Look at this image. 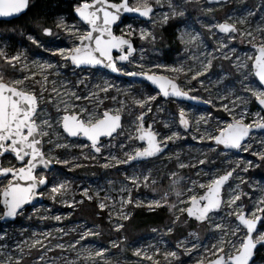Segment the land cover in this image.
Wrapping results in <instances>:
<instances>
[{
  "label": "rangeland",
  "instance_id": "obj_1",
  "mask_svg": "<svg viewBox=\"0 0 264 264\" xmlns=\"http://www.w3.org/2000/svg\"><path fill=\"white\" fill-rule=\"evenodd\" d=\"M129 2L135 4L136 0H129ZM180 2H182L187 15L185 20L187 28H185V25H181V30L191 32L192 35H200L201 41L186 46L180 39L181 30L174 29L176 49L169 50L166 53L161 51L159 49L161 38L158 33L160 29L166 26L160 24V20L162 19L161 14L170 12L171 10L167 7L168 0H162L163 7L156 5L155 0H150L155 12L152 20L140 22L133 19L125 22L132 23L136 26L137 34L131 39L134 40L137 49L143 46L144 50V60L140 61L141 52L138 51L135 54L134 63L126 65L127 69L139 71V69L135 68V63H144L145 65L160 63L168 65L169 67H182L183 70L181 72L152 68L149 74L154 72L158 75L167 76L176 81L186 91L195 86L199 91L190 94L200 95L205 99L211 98L216 100L218 89L225 95H228L229 90H240L241 95L251 97L250 93H244L242 91L239 81L243 80L242 73L247 74L248 80L244 82L251 83L253 87L261 88L252 74L251 65L253 60L248 59L249 56H255V50L252 43H250L252 37L248 36L247 32L252 31L256 35L255 43L257 45L264 40V37L257 31L258 28L264 29V0H230L225 3L212 5L207 4L205 0H180ZM209 9L212 10L209 11ZM249 9H251L255 15L247 17L248 22L244 25H240L238 23L239 18H241L242 15L246 16ZM62 16L69 19L71 23H77L75 19L65 14ZM229 17L232 19L229 20ZM57 18L58 16L55 18L54 25ZM222 21L235 23L239 31L233 34L231 38H227L223 34H220L217 29L213 28L212 32H216V36H212L209 31V26L221 23ZM170 23H175V21H170ZM139 27H145L147 30L153 31L156 35L155 43L150 42V40L142 42L139 39ZM123 28V24L120 28H116V34L120 35ZM41 32L40 29V34L43 35ZM60 35L62 39L56 41V44L66 43L70 46V42L63 39L64 33L61 32ZM48 40H50L49 37L40 38L41 42H46ZM220 40L229 42L230 47L236 49V53H229L233 56L231 62L220 57L218 52L214 53L217 58L213 60V68L209 73L211 79L209 80L206 76L197 78L198 80L204 81V86L202 87L197 80H191V76L195 73L196 69L201 66L197 57L202 58L203 52L217 48L219 46L218 41ZM5 48H7L6 42H2L0 52L7 55ZM225 51H227V49ZM18 53L21 54V59L19 61H12L10 66L15 67L20 76L11 80L7 78V80L5 79L3 82L10 83L16 79H24V77L27 76L29 79L25 80V85L28 86L29 90L34 91L38 97L42 85L35 83V81L43 82V88H45L46 91H44V98L40 101L36 120L37 124L49 133V135L42 137L43 149L45 153L51 156L67 158L71 161V164L67 166L56 165L53 162L54 167L51 170L61 181L66 179L67 182L70 183V189L67 193L60 195L46 192L42 197V203L26 208L23 214L16 218V221L0 224V228H7L15 236V239L10 241L11 247L13 249L17 247L23 249L22 264H44V261H49L51 264H153V261H156V264H204L216 258L211 254V246L220 243V230L216 229L215 224L209 221L196 223L190 220L185 212H180L179 210L180 208L189 206V204H182L179 201L188 200L191 195H203L207 187L201 188V184L207 185L212 178L223 175L226 170H230L238 163L251 160L259 164V160L251 155L250 152L225 151L221 146H216L214 141H209L207 139L203 141L192 139L193 135L199 137L200 133L205 129H208L213 135H217L219 133L217 127L223 128L226 126V123L232 120L228 112L221 109L219 104L216 108H212L209 105L206 107H199L180 102L169 103L167 100H163L159 97V103L154 105L153 112L149 113L147 117V122L152 124L161 134H166L170 131L164 127L165 123L172 125L173 129L183 133V130L178 127L177 116L179 107H184L188 112L186 118L190 121V134L185 133L184 135L186 138L178 140L176 143L169 142V147L155 158L133 163L131 165H118L110 169H104L100 167L101 164L106 162L102 157L98 158V160L84 159V154L88 153L89 149L81 150V148L75 147L74 145L87 142L80 138L70 139L67 137L62 131L61 125L57 123V120L64 114H71L73 112L78 113L80 107L86 106L89 111L95 110L100 113L107 108H112L114 110L113 114H115V109L120 108L121 105L113 102L111 99H106L101 104L95 97L91 96V92L95 91L91 85L90 89L86 91L83 86L76 89L67 82L69 80L75 82L81 76L88 75L93 85L96 83H103V79L106 78L109 82L115 83L121 89L119 92L111 90L110 95L117 96L120 100L127 101V105L124 106V110L120 113L122 116L123 128L118 130V134L114 135L115 139L102 141L104 144L110 142L112 145H115L113 148L103 149L104 156H108L109 152H111L121 159L125 158L124 152L130 151L133 146H144L137 140L128 139L129 135L135 136L137 134L135 125L138 123L137 121L134 123L135 116L129 114L128 108L132 107L133 111L137 114L140 111L138 107L131 105V97L136 96L138 98L141 92L147 91H152V93L155 94V91L148 85L147 88H145V83L138 84L134 88H129L128 84L125 83L128 80L116 79L111 75H106L100 70H87L85 72L77 70L74 74L71 67L60 69L62 73L60 76L53 74L54 70H46L48 79L45 81L40 71L32 66L34 60L37 56H40L55 62L59 60V57H51L50 53L43 52L41 49H39L37 54H30L25 48H19L14 54L7 56L10 58ZM25 57H27V59H25ZM237 57L239 59H237ZM241 62L248 67L238 68L237 65ZM26 64L28 67H25ZM189 68H191L192 71H189ZM221 77H223L222 80L220 79ZM61 81L67 85V88H71L72 91H77L81 96L88 95L90 98L88 100H75L70 97L66 87L62 86ZM189 81L191 82L189 83ZM53 82H56L55 85ZM125 91L129 93V96L126 97L124 95ZM103 96L104 93H99V97L103 98ZM49 101L52 102L49 103ZM65 101L69 102L67 112L65 111ZM237 103L240 104V107L237 108L236 111H241L245 107L249 112L260 110L255 103L254 97L250 98V102L247 105L239 101H237ZM73 105L76 107H73ZM58 107L60 109L59 112H57ZM156 107L162 110L156 112ZM209 113L214 117L211 122L206 124L201 121L197 124L200 115H207ZM85 116H87V113H85ZM49 117L52 127H48L42 123L43 118ZM153 117H155V120H153ZM174 119L177 120V124L175 125H173ZM245 122L253 123L252 117L249 116ZM197 129H199V131H197ZM261 139H264V131L252 133L251 144L253 150H259L261 148ZM49 141H51V143H49ZM121 143L125 145L123 150L119 147ZM58 144H66L68 147H57ZM209 145L217 147V151L209 152ZM220 153H226V155H220ZM6 156L7 158H1L2 167H9L12 164H17L13 157L9 155ZM199 159H206L208 163L199 165ZM179 162L186 164L195 163L197 167L181 169L178 167ZM76 164H81L83 166L75 167ZM69 167H72L73 170L69 171ZM81 168L88 170L89 174L82 175L76 173V171ZM255 169L256 167H251L248 172H244L242 168H237V172L234 173L233 178L225 185L222 193L225 201L229 199V192L231 190L242 193L245 212H249L260 199H264V179L262 176L253 174ZM39 171L42 173L44 170ZM134 171L137 174L143 173L149 176V180L147 181L148 187L143 186L145 182L142 176L140 181L141 187L139 189H135L129 181L125 180V176L132 175ZM172 173H176V175L173 176ZM48 178L51 184L54 181V176L49 175ZM8 179L3 178L0 180V192L7 184ZM152 179L156 180L155 184L151 183ZM242 180L245 182H242ZM109 181L112 183L109 184ZM193 181H195V183H193ZM122 184L133 187L134 199L139 198L143 201H148L151 199H160L167 194L168 200L165 206L155 210L159 211L163 209L161 213L164 218L160 222L138 228V233L136 232L131 237H128L122 229L119 232L115 231L113 227L115 223L119 222L124 225L126 221L119 220L118 217L120 210L119 201L122 195L119 189ZM86 188L90 189L93 196L91 201L85 199L82 195L83 190ZM189 188L192 189V192L188 191ZM177 191L181 193L179 197L176 195ZM97 192H99V198L96 195ZM106 194L110 196L111 199L104 201L102 198ZM52 195H55V201L51 198ZM123 195L126 197L127 194ZM80 200H83L81 204H84L86 201L95 204L98 209L95 216L100 217L101 213H103V216L106 217V222L113 227L112 229L115 232L110 234L111 236H109L108 241L103 242L104 240H102L103 234L100 231L98 220H89L81 214V204L76 205L74 208H70L64 203L65 201L73 202ZM101 202L108 205L103 211L98 207V204ZM114 204L115 208H113ZM171 204H176L177 206L169 211V206ZM133 208L137 207L128 206L125 211L131 213ZM140 208L149 211L144 206L139 207V209ZM0 211H2L1 206ZM110 211L111 222L109 218ZM229 211H231V209H229L225 203L221 206V210L218 213L210 214L214 215L216 223H220L224 226V241L236 239L229 234L230 227H235L236 223L235 215L229 216L227 214ZM55 215H61L63 217L62 221L57 222L54 219H41L42 216ZM176 217H179V220L173 223ZM230 221L232 222L231 224H229ZM169 227L172 228L171 232L168 231ZM57 228H63L64 232L57 231ZM86 228H93L99 233L98 235L89 236L81 241L82 245L92 249L93 255L91 257H86V255L81 252L80 244L76 246V249L67 247L69 242L79 240L80 231ZM153 229H156V231H153ZM176 229L179 232H177ZM260 231H264V228H260ZM33 233H36V235L34 236ZM36 240H39L40 243L34 244ZM113 241H115V244ZM180 241H184V246L191 249L190 254H185L184 246L177 247ZM57 244H63L65 247L63 249L56 247ZM193 245H196V247L194 248ZM45 246H51L52 250L45 252ZM223 247L226 252L234 254L235 250L226 242L223 244ZM100 249H107V251L104 252L102 257L95 256V251ZM136 251H140L141 255H134ZM165 251L178 252L180 257L179 260H173L171 257L165 259ZM42 254L44 255V261L40 260ZM147 256H151L152 260L147 259ZM3 259L4 257H0V260ZM251 264L260 263L254 261Z\"/></svg>",
  "mask_w": 264,
  "mask_h": 264
},
{
  "label": "snow or ice",
  "instance_id": "obj_2",
  "mask_svg": "<svg viewBox=\"0 0 264 264\" xmlns=\"http://www.w3.org/2000/svg\"><path fill=\"white\" fill-rule=\"evenodd\" d=\"M31 0H0V18H10L13 16H19L30 10ZM155 4L163 7L162 0H155ZM167 7L170 12L162 13V19L160 24L167 25L168 27L181 30V25H185L187 18L186 10L183 8L180 0H168ZM212 9H209L211 11ZM126 14H136L138 18L143 20H152L155 14L154 7L150 3V0H136L135 4H131L129 0H77L75 6L71 10V18L75 19L77 23H71L69 19L58 16L55 23L54 31L52 27L44 26L40 20H36L37 26L41 29L43 36L49 37L50 40L41 42L31 34L27 35V39L31 44L41 49L43 52L50 53L51 57H59V60L53 62L51 59H44L37 56L33 62V67L40 71L44 80L48 79L46 70H54L56 76L62 75L60 69L71 67L75 74L77 70L85 72L87 70L101 69L107 70V72L114 74L118 77H130L131 80L126 81L129 88H134L138 84H143L147 81L148 84L155 86V94L152 91L141 92L138 96L131 97V105L140 109L139 113H135L132 107L128 108L130 115L135 116L136 123V135H129V140H138L142 142L143 147L133 146L130 151L124 152V159L119 158L116 154L109 152L108 156H104L103 149H110L115 147L110 142L104 144L101 138L115 139L114 134H118V129L123 128L121 112L124 110V106L127 105L126 100H120L117 96L110 95L111 90L117 92L121 89L108 79L104 78L103 83L92 84L88 75H83L75 82L68 81L72 87L79 89L80 86L88 91L90 85L95 91L91 92V96L95 97L99 103H103L106 99H111L113 102L121 105L120 108L115 109L113 114L112 108L105 109L102 113L95 110L89 111L85 107H80V111L73 112L71 114H65L57 120V123L62 126L63 133L69 138H82L88 143L76 144L75 147L83 149H89L88 153L84 154L85 160H98L103 158L106 162L101 164L100 167L104 169H110L118 165H131L133 161H140L146 158L156 157L162 154L165 149L169 147V142L176 143V141L185 139V133L190 134V121L187 117L188 112L184 107H179L178 110V127L183 129V133L179 130L173 129L172 125L167 123L164 127L169 129V133L161 134L157 131L152 124H149L147 128L144 127L149 113L153 112L154 105L159 103V97H163L169 103L190 101L197 104H207L212 108L219 107L232 117L231 122L226 123L223 128L217 127L219 135H213L208 129H205L200 133L199 137L193 135L192 139H199L203 141L205 139L214 141L216 146L222 145L226 150H236L250 152L255 156L260 163L256 164L254 161L248 160L242 163L236 164L230 170H226L223 175L212 178L207 185L201 184V188L207 187V191L204 195L197 196L191 195L188 200H180L182 204H189L185 208H180V212H186L188 218H194L196 221L205 222L209 221L215 224V228L220 230L221 241L219 244H213L211 246V254L216 258L210 260L208 264H250L252 261L257 245H264V231H260V228H264V199H260L259 202L250 209L249 212H245L244 202L242 201V193L231 190L229 192V199L225 201L223 199V190L229 180L233 178L234 173L237 172V168H242V171L248 172L251 167H264V139L260 140L261 148L259 150H253L251 144V136L253 128L256 130L264 131V88L253 87L251 83H245L248 80L247 74L243 75V80L239 81L240 88L244 93H250L251 97L255 98L256 103L259 105L260 110L256 112H249L245 107L241 111H236L240 107L237 101L247 105L250 102L249 96L241 95L240 90L228 91V95H225L219 89L217 91V98L213 100L211 98L205 99L200 95H191L192 92H198L199 89L195 86L189 88L187 91L169 79L166 76L156 75L151 72L152 68L164 69L166 71L181 72L182 67H169L168 65L155 63L145 65L144 63H135V68L139 71L128 70L126 65L134 63L135 54L141 52L140 61L144 60L143 46L137 49L134 44V40L131 39L137 34V28L132 23H125L124 16ZM255 13L249 9L246 16H241L238 23L244 25L247 23V17H251ZM229 20L232 18L229 17ZM175 21V23H170ZM124 28L121 30V34L117 35L116 28H120L121 25ZM86 26V27H85ZM187 28V25H185ZM215 28L219 33L224 34L225 37L231 38L233 34L237 33L239 29L235 23H218L209 26V31L212 36H216V32H212ZM259 34L264 37V29L258 28ZM64 33L63 39L70 42V46L66 43L56 44V41L61 40L60 33ZM247 35L252 37L250 43L257 49L254 57L249 56V60H253L251 65L252 74L259 81V85L264 86V40L259 45L255 43L256 35L252 31H248ZM139 39L143 42L150 40L155 43L156 35L153 31L147 30L145 27H139ZM181 42L186 46L193 43L200 42V35H192L191 32L181 30L180 36ZM219 46L212 50H207L202 53V58L197 57L200 67L196 69L195 73L191 76V80H197L201 86H204L203 80H198L200 76H206L211 79L209 73L213 68V60L217 57L214 53L218 52L220 57L231 62L233 56L231 54L236 53L234 47H230L229 42L223 40L218 41ZM206 47V46H205ZM227 49V51H225ZM0 56L11 64L12 61H19L21 54L8 57L5 53L0 52ZM27 59V57H25ZM237 59H239L237 57ZM25 67H28L26 64ZM238 68H247L244 63H239ZM189 71H192L189 68ZM29 77L25 76L24 79H16L10 83L3 82L0 78V158H7L6 154L14 156V160L18 164H12L9 167H0V177L8 179L7 185L4 186L3 192L0 193V204L3 205V210L0 211V224H6L23 214L25 206L32 204L37 197H43L46 192L51 194L64 195L70 189V183L65 179L61 181L58 176L51 171L53 162L56 165H70L71 161L67 158H57L45 153L43 149L42 137L49 135L36 120L38 117V107L40 101L44 98L43 82L35 81V83L41 84V92L39 97L37 94L29 90L25 85V80ZM221 80L223 77L220 78ZM191 81H189L190 83ZM56 82H53L55 85ZM62 86H65L70 97L75 100H88V95L81 96L77 91H72L71 88H67V85L61 81ZM23 86V87H18ZM147 88V85H144ZM99 93H104L103 98L99 97ZM127 97L129 93L124 92ZM234 97V98H233ZM227 101V102H226ZM52 101H49L51 103ZM65 111L67 112L69 102L65 101ZM73 107H76L73 105ZM156 112H160L162 109L156 107ZM59 107L57 112H59ZM87 113V116H85ZM251 116L253 123H246L245 120ZM214 117L209 113L207 115H200L197 124L201 121L209 123ZM155 120V117H153ZM42 123L48 127H52L49 118H43ZM177 124V120H173V125ZM199 131V129H197ZM51 143V141H49ZM57 147L67 148L66 144H58ZM120 149L123 150L125 145L121 143ZM209 152H216L217 147L209 145ZM220 155H226V153H220ZM199 165H205L208 163L206 159H199ZM83 165L76 164L75 167H81ZM178 167L195 168V163L186 164L183 162L178 163ZM43 169L41 173L39 170ZM69 171L73 168L69 167ZM199 174V173H197ZM49 175L54 176V181L50 184ZM173 176L176 173H172ZM141 176L143 177L144 187H148L147 181L148 175L143 173L137 174L135 171L132 175L125 176V180L129 181L135 189L141 187ZM242 182H245L242 180ZM112 182L109 181V184ZM152 184L156 183L155 179H152ZM195 183V181H193ZM238 187V186H237ZM192 192V189H188ZM119 192L120 196V210L119 220H128L130 213L125 211L128 206L134 207H146L149 211H155L158 208L165 206L168 200L167 194L160 199H151L143 201L139 198H133V187H129L127 184H122ZM123 194H127L126 197ZM82 195L85 199L91 201L93 196L90 189H84ZM99 198V192H97ZM177 197L181 195L179 191L176 192ZM51 198L55 201V195ZM104 201L111 199L107 194L102 198ZM240 202V203H237ZM67 207L74 208L76 205L83 203V200L64 202ZM227 204V207L231 209L227 214L229 216L235 215V227H230L229 234L236 239H230L224 241L225 235L224 226L220 223H216L214 215L221 210L223 204ZM176 204L169 206V211L176 208ZM98 207L103 211L108 205L104 202L98 204ZM115 208V204L113 205ZM250 213V214H249ZM109 218L111 222V211L109 212ZM41 219H54L57 222L62 221L61 215L55 216H42ZM179 220V217L173 221ZM232 222L230 221L229 224ZM258 225L260 227H258ZM115 231L119 232L124 225L122 223H115L113 225ZM57 231L64 232L63 228H57ZM156 231V229H153ZM169 232L172 228L169 227ZM93 228H86L80 231L79 240L69 242L67 247L70 249H76V246L80 244L81 252L86 257L93 255L92 249L85 247L81 244V241L85 240L89 236L98 235ZM35 236L36 233H33ZM15 236L7 228H0V257H4L0 260V264H22L23 249L11 247L10 241L14 240ZM230 245L235 250L234 254L226 252L223 247L224 243ZM26 243V242H25ZM40 243L39 240L34 241V244ZM115 244V241H113ZM184 246V241H180L177 247ZM56 247L64 248L65 245L57 244ZM195 248L196 245H193ZM51 246H45V252L51 251ZM107 249H100L95 251V256H103ZM185 254H190L191 249L184 246ZM134 255L140 256L141 252L136 251ZM165 259L171 257L173 260H179V253L176 251H165ZM147 259L152 260L151 256H147ZM41 261H44V255L40 257ZM44 264H51L49 261H44ZM156 264V261H153Z\"/></svg>",
  "mask_w": 264,
  "mask_h": 264
},
{
  "label": "trees",
  "instance_id": "obj_3",
  "mask_svg": "<svg viewBox=\"0 0 264 264\" xmlns=\"http://www.w3.org/2000/svg\"><path fill=\"white\" fill-rule=\"evenodd\" d=\"M75 2L76 1L74 0H31L29 11L11 21L0 22V46L2 45V42H6L7 48L5 49L8 56L14 54L19 48H25L30 54H37L39 48L31 44L27 39L28 34L34 35L38 40L45 37L40 34V28L35 21L38 19L44 24V26H50L54 31H57L54 25L55 18L63 14L71 18L70 14ZM128 20L129 19H125V22ZM158 34L161 38V42L159 43V49L161 51L166 53L169 50L176 49L174 42V28L166 25L160 29ZM15 75H18L15 67L10 66V64L5 61L4 57L0 56V76L3 78V81L5 79L7 80V78H12V76ZM76 173L82 175L89 174L88 170L85 168L78 169ZM253 174L262 176L264 179V167H256ZM97 210L95 204L86 201L84 204H81L80 212L89 220H98L101 229L100 231L103 234L102 240L105 242L109 240V236H111L110 234L115 231H113V227L106 222V217L103 216V213H101L100 217L95 216L98 212ZM162 211L163 209H160L159 211H146L142 208H133L129 219L125 221L122 230L125 231L128 237H131L136 232L138 233V228H143L147 225L160 222L164 218L161 213ZM176 231L179 232L177 229ZM254 261L264 264V247L257 249Z\"/></svg>",
  "mask_w": 264,
  "mask_h": 264
},
{
  "label": "water",
  "instance_id": "obj_4",
  "mask_svg": "<svg viewBox=\"0 0 264 264\" xmlns=\"http://www.w3.org/2000/svg\"><path fill=\"white\" fill-rule=\"evenodd\" d=\"M74 1H77V0H74ZM228 1H230V0H206V3L207 4H210V5H212V4H218V3H225V2H228ZM113 2H115V1H113ZM116 2H118V1H116ZM24 14V13H23ZM22 15V14H21ZM21 15H19V16H13V17H10V18H0V22H8V21H11V20H13V19H16V18H18V17H20ZM124 18H128V19H137V20H140V21H142V22H147L148 20H143L142 18H138L137 17V15L136 14H126L125 16H124ZM225 21H222L221 23H224ZM86 27V26H85ZM218 31V30H217ZM220 34H222V33H220ZM224 35V34H223ZM254 50H255V54H256V51H257V49L256 48H254ZM253 63V62H252ZM101 71H103V72H105V73H107L108 75H111L112 77H115V78H122V79H125V80H131V79H133V78H130V77H118V76H115L114 74H111V73H109V72H107V70H103V69H101ZM160 76V75H159ZM253 76H254V78H255V80H256V82L259 84V81H258V79L255 77V75L253 74ZM170 79V78H169ZM174 81V80H173ZM175 82V81H174ZM143 83H145L146 85H148L152 90H154V91H157L156 89H155V86H153V85H151V84H148V82L147 81H144ZM260 87L261 88H264V86H262V85H260ZM161 98L162 99H164L162 96H161ZM165 100V99H164ZM181 102H185V103H189L190 105H194V106H200V107H206L207 106V104H197V103H194V102H190V101H181ZM255 103H256V101H255ZM256 105L259 107V105L256 103ZM138 122V121H137ZM183 130V129H182ZM62 131H63V129H62ZM254 132H263V131H259V130H256L255 129V126H254V128H253V132L252 133H254ZM66 135V134H65ZM217 135H219V133L217 134ZM70 139H74V138H70ZM80 139H82V138H80ZM102 139H108V138H101V140ZM83 140V139H82ZM138 141V140H137ZM87 142V141H86ZM139 143H142V142H140V141H138ZM144 146H146V145H144ZM222 148H223V146L222 145H220ZM224 149V148H223ZM166 150V149H165ZM225 151H233V152H239V151H236V150H226V149H224ZM6 155H9V156H11L10 154H6ZM160 155V154H159ZM158 155V156H159ZM11 157H13L14 158V156H11ZM157 157V156H156ZM152 158H155V157H151V158H146V159H143V160H140V161H133L131 164H133V163H138V162H141V161H146V160H149V159H152ZM1 159V158H0ZM17 164H18V162H16ZM0 167H2L1 166V161H0ZM53 167H54V164L52 165V168H51V170L53 169ZM40 170H43L42 168L40 169ZM4 177H0V180L1 179H3ZM11 177H9V179H10ZM7 185V184H6ZM5 185V186H6ZM4 188V187H3ZM207 191V189L205 190V192ZM3 192V189L1 190V192L0 193H2ZM205 192L203 193V195L205 194ZM40 203H42V197H37V199H35L34 201H33V203L32 204H29V205H26L25 206V209L26 208H28V207H31V206H34V205H38V204H40ZM0 206H1V208H2V210H3V205L2 204H0ZM189 206H190V203H189ZM185 214H186V216H187V213L185 212ZM188 217V216H187ZM190 220H192V221H194V222H196V223H203V222H199V221H196L194 218H189ZM10 222H13V221H10ZM258 227H259V225H258ZM260 247H264V245H257V249L258 248H260ZM257 251V250H256ZM256 254V253H255ZM215 259V258H214ZM254 259H255V255H254V257H253V259H252V261L250 262V264L251 263H253L254 262ZM204 264H208V262L207 263H204Z\"/></svg>",
  "mask_w": 264,
  "mask_h": 264
},
{
  "label": "flooded vegetation",
  "instance_id": "obj_5",
  "mask_svg": "<svg viewBox=\"0 0 264 264\" xmlns=\"http://www.w3.org/2000/svg\"><path fill=\"white\" fill-rule=\"evenodd\" d=\"M113 1H118V0H113ZM206 1V0H205ZM222 3V2H221ZM125 19H128V18H124V21H125ZM129 20H133V19H129ZM135 20H137V19H135ZM138 21H140V20H138ZM140 22H142V21H140ZM116 30V29H115ZM101 71V70H100ZM105 73V72H104ZM106 75H108L107 73H105ZM156 75H158V74H156ZM20 75H15V76H12V78H9V80H11V79H14V78H17V77H19ZM160 76H164V75H160ZM167 77V76H166ZM119 79H122V78H119ZM176 82V81H175ZM177 83V82H176ZM161 98V97H160ZM162 99V98H161ZM164 100V99H163ZM180 103H185V102H180ZM186 104H189V103H186ZM194 106V105H193ZM200 107V106H199ZM65 115V114H64ZM178 117V116H177ZM145 120H146V123H145V125H144V127L145 128H147V126L150 124V123H148L147 122V117L145 118ZM62 127V126H61ZM119 130V129H118ZM115 135V134H114ZM109 139V138H108ZM108 139H102L101 141H103V140H108ZM88 143V142H87ZM143 144V143H142ZM144 145V144H143ZM0 161H1V159H0Z\"/></svg>",
  "mask_w": 264,
  "mask_h": 264
}]
</instances>
